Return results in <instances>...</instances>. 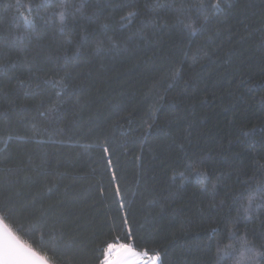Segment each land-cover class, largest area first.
Segmentation results:
<instances>
[{"label": "trees", "instance_id": "obj_1", "mask_svg": "<svg viewBox=\"0 0 264 264\" xmlns=\"http://www.w3.org/2000/svg\"><path fill=\"white\" fill-rule=\"evenodd\" d=\"M88 2L84 17L102 13L100 23L119 29V47L105 43V51L97 53L90 42L79 59L59 71L63 37L54 31L46 0H0V64L19 65L0 72V180L16 181L0 185V196L24 206L25 215L44 213L60 242L70 245L66 264H93L96 244L122 225L125 214L137 237L160 252L163 264H211V253L203 248L207 230L220 228L228 243L231 225L223 220L237 214L235 208L229 213L228 205L245 182L253 188L264 183V0H224L231 6L199 16L195 33L183 30L177 13L156 17L146 7L172 0ZM125 2L136 7L114 10ZM129 11L140 15L120 28ZM32 18L35 25H26ZM75 18L77 34L98 31L97 24L79 14ZM153 20L155 29L140 26ZM26 30L32 39L21 43L17 37ZM33 63L45 69L40 79L70 73L72 94L59 100L54 93L25 96L38 83L32 80L27 87L26 69ZM60 100L63 111L52 125L60 134L33 135L49 125L39 113ZM252 128V141L241 143L240 133ZM189 160L210 174L207 192L195 182L182 189L179 179L173 182L176 173L189 176L184 167ZM32 165L36 170L18 171ZM40 170L45 174L37 175ZM214 184L215 203L224 207L210 212ZM260 221L264 211L254 214L253 223L241 224L239 232L247 229L254 246L264 251Z\"/></svg>", "mask_w": 264, "mask_h": 264}, {"label": "snow or ice", "instance_id": "obj_2", "mask_svg": "<svg viewBox=\"0 0 264 264\" xmlns=\"http://www.w3.org/2000/svg\"><path fill=\"white\" fill-rule=\"evenodd\" d=\"M231 5L225 4L224 0H215L214 3L211 0H180L177 4L175 0L171 3H155L152 5H146L150 7L151 11L156 17L159 16L162 11H172L177 13V22L183 26L184 31H191L195 33L197 31L195 24L199 19V16L205 15L207 12L213 14L224 11V7ZM46 7L52 8L53 21L51 22L54 31L57 35L63 37V51L62 57L64 65L59 68V71H63L64 67L70 64L73 60L80 58V52L83 46L90 42H95L97 45V53L105 51L103 45L108 43L111 48H118L119 44L115 40V31L119 29L110 28L108 24L100 23L99 17L102 15L100 12L92 13L88 17H84L85 10L89 7L88 0H80L76 5H70L68 0H46ZM39 7V6H38ZM125 7L135 8V4H129L127 2L118 4L114 10L123 9ZM59 9L57 12L56 9ZM72 8L73 11H69ZM38 10V8H37ZM32 9L30 8V12ZM79 14L81 19H87L89 23H95L98 25V31L88 32L87 29H81L77 34L76 28V15ZM138 11H129L125 16L120 18V28L131 26L136 22V17L139 16ZM71 18V23L69 22ZM208 17L205 16V20ZM185 21H188L187 23ZM125 22H127L125 24ZM26 25H35V18L26 19ZM149 24L155 29L156 21L145 22L141 21V27H148ZM50 25V21H44V27L47 29ZM203 30V24H201V31ZM112 32V35H109ZM96 37H99L96 39ZM132 37H130L131 39ZM21 42H30L31 35L26 34L17 37ZM24 51V49H20ZM19 65L9 67L7 64H0V72L14 71ZM29 84L27 87L31 89L32 80H37L35 90H30L25 93V96H42L46 93L51 96L53 93L58 98L62 95H71L68 92L69 80L71 78L70 73L65 72L63 76L58 78L49 77L47 79H40V73L45 71L43 66H38L35 63L27 67ZM21 87H25V80H20ZM264 87V84L260 85ZM254 90V89H253ZM261 103L264 104V98ZM64 101L60 100L58 103L48 107L46 111L40 112L41 117H47L49 119V125L41 130H34L33 135L47 136L50 134H60L52 130V125L60 119V115L63 111ZM44 102L41 101L39 107L43 108ZM151 125L145 132L147 135L151 131ZM240 135L243 137L241 143L248 144L252 141V138L256 135V129L252 128L247 131H242ZM31 139V137H29ZM40 143H45L41 140ZM254 147V142L251 143ZM108 151L107 148L104 149ZM203 163L202 161L200 162ZM185 170L189 172V176H185V172H179L174 174L173 182L177 179L181 181L180 188L182 189L188 183H198L201 185V189L205 192L208 190V182L212 179L210 174L206 171H202L200 165L196 162L189 160L185 164ZM264 167V166H262ZM36 165H32L27 168H20L18 171H34ZM10 174L12 170H9ZM45 172L40 170L37 175H44ZM251 179V178H250ZM14 180L4 178L0 180L2 184L15 183ZM217 185H213V200L209 204V210L215 211L224 207V202L219 205L215 203L214 195ZM255 193V194H253ZM118 196L120 195L119 189H117ZM247 196V202L243 203L244 197ZM237 205L239 207L237 208ZM32 207H35L33 203ZM120 210L124 211L125 205L123 201H120ZM236 209V217L229 220L227 217L223 220V223L231 227L228 229L227 239L228 243H224L222 230L218 227H213L207 230L208 236L203 248L206 253H211V264H227L228 261H232V264H264V251L259 250L254 246L252 240L249 239L247 229L241 234L239 228L241 224L247 226L254 222V214L264 211V183H257L255 187H251L248 182H245L244 190L236 193L232 203L228 205L229 213L232 209ZM26 208L22 205H18L10 196H0V264H66L64 260V254L69 249L70 245H65L61 241V234L50 228L46 223V217L44 213L39 216L34 214L25 215ZM261 227H264V221H260ZM220 237V239H215ZM213 247L215 251L213 252ZM264 247V245H262ZM95 259L93 264H163L160 252L153 247H149L145 244L142 238H138L133 231L127 214H125L122 221V225L119 227H113L105 234V238L100 240L95 248Z\"/></svg>", "mask_w": 264, "mask_h": 264}]
</instances>
